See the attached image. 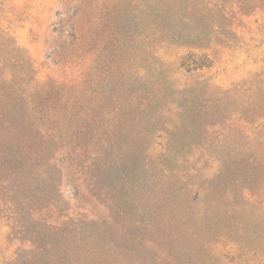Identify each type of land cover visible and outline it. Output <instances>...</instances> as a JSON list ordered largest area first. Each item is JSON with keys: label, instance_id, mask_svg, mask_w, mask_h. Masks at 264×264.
<instances>
[{"label": "rangeland", "instance_id": "374dc122", "mask_svg": "<svg viewBox=\"0 0 264 264\" xmlns=\"http://www.w3.org/2000/svg\"><path fill=\"white\" fill-rule=\"evenodd\" d=\"M0 25L83 125L59 192L2 190L0 264H264V0H0Z\"/></svg>", "mask_w": 264, "mask_h": 264}, {"label": "trees", "instance_id": "16d2710c", "mask_svg": "<svg viewBox=\"0 0 264 264\" xmlns=\"http://www.w3.org/2000/svg\"><path fill=\"white\" fill-rule=\"evenodd\" d=\"M193 64L199 67L198 61ZM76 92L64 82L39 80L27 51L0 25V197L10 180L18 183L37 170L41 182L49 181L51 195L59 192L55 173L61 174L82 152V107ZM17 188L11 194L19 199L20 184ZM28 200L22 197L18 204ZM62 223L53 222L54 232Z\"/></svg>", "mask_w": 264, "mask_h": 264}]
</instances>
